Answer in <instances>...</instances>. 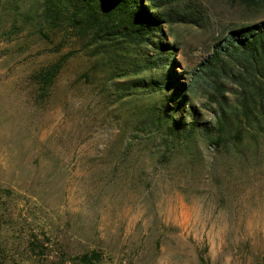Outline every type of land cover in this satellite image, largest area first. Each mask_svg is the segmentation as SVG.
Here are the masks:
<instances>
[{"label":"rangeland","instance_id":"obj_1","mask_svg":"<svg viewBox=\"0 0 264 264\" xmlns=\"http://www.w3.org/2000/svg\"><path fill=\"white\" fill-rule=\"evenodd\" d=\"M178 1L196 23L163 26L174 66L136 73L133 51L87 47L44 0H0V264H264V115L200 71L264 0ZM171 71L183 86L152 93ZM224 114L213 145L201 129Z\"/></svg>","mask_w":264,"mask_h":264},{"label":"trees","instance_id":"obj_2","mask_svg":"<svg viewBox=\"0 0 264 264\" xmlns=\"http://www.w3.org/2000/svg\"><path fill=\"white\" fill-rule=\"evenodd\" d=\"M172 1L163 5H160V1L158 5L156 0H44L47 18L51 19L52 24L61 22L73 37L87 39V47L105 44V51L111 50L109 46L112 50L133 51L138 65L136 73L141 71L138 62H143V69L172 68L174 61L169 58L171 45L165 42L163 26L172 22L173 18L176 23H196L191 8L180 7L178 0ZM154 38L159 39L158 43L153 42ZM144 44L155 46L165 52L166 57L147 61L146 54L142 53ZM59 66L56 64L46 73L48 79L52 78ZM200 67V71L207 76L226 77L239 87L236 108L243 112L247 120L254 116L257 118L258 114L259 117L264 115V21L231 31L214 47ZM181 83L171 71L166 73L161 83L153 81L148 87L154 93L173 86L180 88L183 86ZM226 123L224 114L217 119L216 132L202 128L201 134L209 139L214 138L211 143L219 145L221 130ZM190 133L191 130L180 133L173 131L176 139L182 141H186Z\"/></svg>","mask_w":264,"mask_h":264}]
</instances>
